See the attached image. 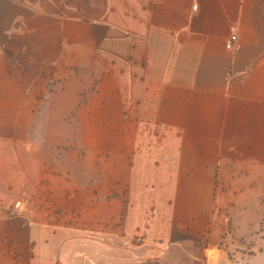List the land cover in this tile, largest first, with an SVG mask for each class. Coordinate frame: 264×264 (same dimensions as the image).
I'll use <instances>...</instances> for the list:
<instances>
[{
	"label": "crops",
	"instance_id": "obj_1",
	"mask_svg": "<svg viewBox=\"0 0 264 264\" xmlns=\"http://www.w3.org/2000/svg\"><path fill=\"white\" fill-rule=\"evenodd\" d=\"M194 1L0 0V264L223 262L198 237L214 169H264V0ZM86 64L105 117L154 139L77 167L35 132Z\"/></svg>",
	"mask_w": 264,
	"mask_h": 264
},
{
	"label": "rangeland",
	"instance_id": "obj_2",
	"mask_svg": "<svg viewBox=\"0 0 264 264\" xmlns=\"http://www.w3.org/2000/svg\"><path fill=\"white\" fill-rule=\"evenodd\" d=\"M86 66L67 70L64 92L57 99L48 100L50 116L40 117V129L35 132V137L47 140L50 147L61 144L64 158L69 161V157H75L73 164L77 167L76 159L82 156L84 144L96 147L103 144V150L109 151L123 149L125 140L132 142L136 135L154 139L152 133H135L133 129L122 133L120 118L105 117V107L101 109L92 99L102 94L98 70L96 65ZM77 107L86 114L80 116ZM128 151L132 158L133 149ZM242 167L228 162L211 173L215 188L211 196L210 226L199 234L198 242L215 245V250L224 257L219 264H264V177H256L261 172L264 175V169L257 172L254 166Z\"/></svg>",
	"mask_w": 264,
	"mask_h": 264
},
{
	"label": "built area",
	"instance_id": "obj_3",
	"mask_svg": "<svg viewBox=\"0 0 264 264\" xmlns=\"http://www.w3.org/2000/svg\"><path fill=\"white\" fill-rule=\"evenodd\" d=\"M192 7H193L194 10H196L198 8V3L196 1H194ZM236 41H237V35L236 34H232L226 41V47L228 49L233 48V45L235 44Z\"/></svg>",
	"mask_w": 264,
	"mask_h": 264
},
{
	"label": "trees",
	"instance_id": "obj_4",
	"mask_svg": "<svg viewBox=\"0 0 264 264\" xmlns=\"http://www.w3.org/2000/svg\"><path fill=\"white\" fill-rule=\"evenodd\" d=\"M153 264H155V263H153Z\"/></svg>",
	"mask_w": 264,
	"mask_h": 264
}]
</instances>
